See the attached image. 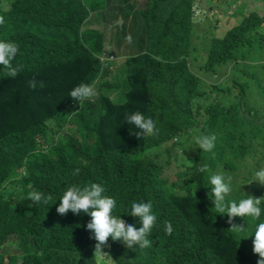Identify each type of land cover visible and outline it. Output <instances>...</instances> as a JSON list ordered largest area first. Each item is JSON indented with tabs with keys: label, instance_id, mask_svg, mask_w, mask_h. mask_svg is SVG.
I'll use <instances>...</instances> for the list:
<instances>
[{
	"label": "trees",
	"instance_id": "16d2710c",
	"mask_svg": "<svg viewBox=\"0 0 264 264\" xmlns=\"http://www.w3.org/2000/svg\"><path fill=\"white\" fill-rule=\"evenodd\" d=\"M99 1L111 0H0V40L19 45L13 63L23 65L15 78L5 77L0 65V264H257L255 254L242 252V237L250 232L254 239L255 224L264 222V202L257 221L236 217L244 228L234 231L226 215L211 209L207 193L212 174L232 178L236 194L227 199L237 203L256 190L252 185L243 192L254 177L252 167L264 159V88L250 105L247 81L232 76L210 85L190 65L211 75L222 65L244 66L264 16L251 13L221 39L213 36L216 25L198 31L207 19L203 0H147L138 10V55L112 70L103 35L88 42L80 32L82 24H93L87 18L99 10ZM121 13L123 25L116 24L119 19L106 22L118 33L126 31L129 17ZM33 79L35 88L29 86ZM96 81L97 96L83 105L69 96L79 84ZM102 85L115 87L114 98L122 87L125 100L116 103ZM137 111L156 122L157 136L137 138L139 129L126 121ZM190 130L214 134L212 151L198 147L194 158H186ZM247 159L254 160L250 167ZM172 162L181 166L175 181L165 173ZM204 164L209 171L202 173ZM238 171L241 177L232 174ZM91 183L116 200L114 216L137 228L138 218L127 214L131 203H152L157 221L151 247L129 249L109 238L97 254L86 229L91 217L57 213L68 186ZM33 190L53 200L34 203L27 198ZM166 222L173 227L170 235ZM73 253L80 259L69 261Z\"/></svg>",
	"mask_w": 264,
	"mask_h": 264
},
{
	"label": "clouds",
	"instance_id": "9594fccd",
	"mask_svg": "<svg viewBox=\"0 0 264 264\" xmlns=\"http://www.w3.org/2000/svg\"><path fill=\"white\" fill-rule=\"evenodd\" d=\"M5 23L4 17L0 16V25ZM131 42V36L127 37ZM19 45L12 41L0 40V65L5 70V77L15 78L22 71V64H14ZM29 86L35 88L37 81L35 79L29 81ZM43 81L40 82V87H43ZM97 95L93 86L81 83L70 91L69 96L72 100L83 105L84 101L91 100ZM126 121L134 125L139 131L135 132L137 138L153 137L159 134V128L156 122L145 116L139 111L126 115ZM216 136L214 134H201L194 138V143L201 151L211 152L215 146ZM214 155V154H213ZM200 172H208L209 166L204 164L199 169ZM80 169L74 170L73 175H78ZM231 177L227 180L223 175L212 174L208 178L210 191L207 193L208 198L212 201L215 214L227 216V223L231 225L234 231H243L244 226H238L234 223L236 217L248 218L253 222L257 221L261 216L260 205L264 202V196L254 197L248 195L246 198L240 199L237 203L235 200H229L227 197L231 192ZM259 185L264 186V167L255 171L254 179ZM251 181V182H252ZM250 182V183H251ZM105 189L98 183L81 186L73 184L68 186L60 198V203L56 208L59 215L65 216L69 211L74 215L81 213L91 217L86 225V229L92 233L96 241L95 253L102 254V248L107 245L109 238L112 241H120L127 248L134 249L138 246L141 250L151 247L153 241L149 237L153 233V228L156 225L157 217L153 213V205L149 202L131 203L127 214L138 218L141 224L139 228L133 224L126 223L123 219L114 216L113 210L116 208V200L112 197L103 195ZM28 199L37 204L49 205L53 200L51 194H45L41 191H30ZM173 227L170 222L165 224V232L171 234ZM253 253L258 254L259 259L257 264H264V222L255 224L254 228ZM253 234V233H252ZM251 234V235H252ZM251 235L244 236L247 238ZM241 238V239H242ZM240 239V240H241Z\"/></svg>",
	"mask_w": 264,
	"mask_h": 264
},
{
	"label": "rangeland",
	"instance_id": "374dc122",
	"mask_svg": "<svg viewBox=\"0 0 264 264\" xmlns=\"http://www.w3.org/2000/svg\"><path fill=\"white\" fill-rule=\"evenodd\" d=\"M109 1V0H108ZM123 3L119 4L117 0H111L110 2H105L103 4L101 1L98 2L99 10L94 14L91 13L87 20L94 19L93 24L87 26H81L80 32L81 34L86 37L88 42H93V40L98 39V35H103V51L105 53L106 58L111 59L113 62V66L110 68L114 70L115 68L118 69L125 65L127 59L134 57L137 54L139 49V39L142 35L141 25L138 20L139 12L138 10L145 8L144 6L147 3V0H122ZM204 1V9L207 19H205V23L198 27V31L200 35L203 31H206L210 27H216L215 34L213 35L215 38H224L225 35L236 25L240 24L245 17L250 16L251 13H255L258 17L264 16V0H234V3H231V6H227V4L220 3V0H203ZM104 5H106L105 8ZM219 7L218 10L213 8ZM228 7V8H227ZM121 9L123 12L128 13L129 17L125 20L126 31L123 33H118L116 30H112L113 26L107 21H116L120 20L122 16ZM134 12H137L136 16L133 15ZM118 20V21H119ZM219 22V23H218ZM118 23V22H117ZM116 23V24H117ZM123 25V23H122ZM102 27V28H100ZM131 36V42L127 40V37ZM203 35L202 37H204ZM211 36L210 38H212ZM210 38L207 40H199L196 42H207L210 41ZM253 44L252 47L249 49V58L245 60H241L242 65L239 68H233L235 65L227 64L222 65L216 68L217 73L213 75L202 73L196 65L191 62V69L192 71L202 76L204 80L210 84H224L225 82L229 81L230 78L238 79L240 82L247 81V96H248V103L250 105L253 102L258 101V91L261 88H264V27L259 30V33L252 37ZM258 39V42L255 41ZM105 41V42H104ZM211 44V43H209ZM208 44V45H209ZM142 51V50H141ZM241 51H246L245 48H242ZM111 55V56H109ZM119 70V69H118ZM124 69H122L123 71ZM121 71V70H120ZM235 73V75H234ZM232 78V79H233ZM223 81V82H222ZM96 93L98 94V82L93 85ZM113 90L108 85H102V91L104 94L109 95L111 98L114 99L116 103H122L125 100L124 90L122 87H119L117 98H114L116 91H114L115 87H112ZM97 96V95H96ZM120 97H122L120 99ZM252 103V104H251ZM198 136V133L194 130H190L188 134V140L186 141L185 147L183 148V153L186 154V158L193 157V152L197 150V146L194 143V138ZM194 158V157H193ZM164 159V157L162 158ZM254 160L247 159L246 164L247 167L251 166V163ZM190 163H192L190 161ZM264 167V159L259 162L258 167H252L253 175L255 171L259 170L260 168ZM181 166L178 164H172L168 166L165 170V173L168 175L169 181H175L178 179V172L180 171ZM239 169L242 170V167ZM236 177H241L242 172L232 173ZM254 177L252 178V180ZM248 180L245 182V186L243 188V192L246 194L248 193V188L252 185H257L256 190L250 191L253 196L261 197L264 196V186L259 185L256 181ZM252 181V182H251ZM251 182V183H250ZM15 187V186H14ZM12 187V188H14ZM236 194V190L231 188L230 195ZM251 235L250 232H243V237ZM253 236H249L247 238H243L242 244V252L245 255L253 256ZM17 256L20 255L16 253ZM258 258V254H255ZM81 254L73 253L69 256L70 260H79Z\"/></svg>",
	"mask_w": 264,
	"mask_h": 264
},
{
	"label": "water",
	"instance_id": "95a60500",
	"mask_svg": "<svg viewBox=\"0 0 264 264\" xmlns=\"http://www.w3.org/2000/svg\"><path fill=\"white\" fill-rule=\"evenodd\" d=\"M122 23H123V20H119L117 25H122Z\"/></svg>",
	"mask_w": 264,
	"mask_h": 264
}]
</instances>
